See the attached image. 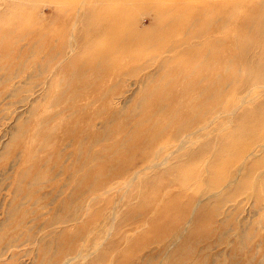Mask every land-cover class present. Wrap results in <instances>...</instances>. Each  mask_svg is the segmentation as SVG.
I'll use <instances>...</instances> for the list:
<instances>
[{"label":"rangeland","instance_id":"obj_1","mask_svg":"<svg viewBox=\"0 0 264 264\" xmlns=\"http://www.w3.org/2000/svg\"><path fill=\"white\" fill-rule=\"evenodd\" d=\"M208 1L127 0L120 34L146 40L132 59L89 62L92 50L108 41L85 55L72 52L82 45L87 0H0V264H91L100 256L99 264H264V205L249 196L259 190L247 186L227 204L218 196L228 192L231 179L255 178L242 171L227 178L241 161L214 171L203 165L214 158L210 149L208 156L149 181L161 174L152 168L158 155L144 153L171 108L190 109L179 123L169 120L158 137L163 157L190 126L210 116L209 109L222 108L219 85L231 99L253 84L237 54L252 38L251 24L250 34L235 43L216 40L226 38L220 24L228 32L231 13L238 19L242 9L257 10L259 0L241 9L236 0H218L222 8H209ZM122 8L118 4L116 11ZM259 18L264 21L263 11ZM204 39L210 48L201 44ZM179 43L185 53L209 50L193 60L206 90L191 105L192 73L177 76L174 67L187 61L166 58ZM219 51L225 55L220 72ZM151 88L150 101L162 105L136 102ZM144 111L153 117L146 120ZM217 125L207 129V139L216 143L222 136L214 132ZM207 170L213 182L204 178ZM197 173L205 175L199 179Z\"/></svg>","mask_w":264,"mask_h":264},{"label":"bare ground","instance_id":"obj_2","mask_svg":"<svg viewBox=\"0 0 264 264\" xmlns=\"http://www.w3.org/2000/svg\"><path fill=\"white\" fill-rule=\"evenodd\" d=\"M131 1L135 2L136 0H131ZM236 1H237L236 8L241 9L243 8L244 5H246L247 2H253L254 0H236ZM207 3H209L208 4L209 8L212 5H217V4L218 6H220V8H222L221 3L219 4L218 0H209ZM112 4H115V6H112ZM118 4L121 5V8L124 7L122 8L124 12L116 11ZM127 4H128L127 0H87L86 2L87 7L84 8V14L82 13L83 14L82 23H84L82 24L84 27V31L80 35V40L82 41V45L78 50L77 48L75 49L73 47L72 52L81 53L84 51V53L82 54L85 55V52L92 50L96 46V44L102 43L99 41L107 40L108 45L106 48L104 47L101 48L100 46L97 49L95 47L92 50L91 54L88 56L89 62L91 61V59L104 60V61L109 60L113 62H116L122 59L123 57L124 58L128 57L132 59L135 52L134 50L139 46L140 42L143 39L146 40L145 37L146 35H143L142 39L137 40V39H133L134 36H128L127 38L124 36V34H120L122 28L125 25V20H126L125 11L127 10V8L125 9V5ZM233 10L235 9L233 8ZM261 11L264 12V0L258 1L257 10H250L248 11V13H245L243 9L239 11L243 13L238 16V19H236L234 13H231L227 19V23L230 25V28H228V32L225 31L227 29L226 26H222L220 24V26L223 28L222 33H225L227 35L226 38L224 36H219L217 37L216 40V42L219 44H222L223 41L235 43L242 33L250 34L247 31H249L248 28L250 27L251 24L253 28V33L250 35L252 36V38L244 41L248 43L246 50L242 54L241 53H237V54H239L238 64L241 66L243 74L251 75L250 77L252 78L253 84L244 87L241 90V92L238 93L237 97L235 96L232 97L231 99H229L230 96L227 93L225 97L222 96L221 90L223 89V87L219 85L218 87L219 90L217 92L218 95H220V97H217V102L219 101V103L222 105V108L218 109L217 111H212L209 109L207 113H209L210 116L207 117L204 116L203 119L201 118V120L196 124L195 127L190 126L191 130L183 135V138H181L182 140L180 142L178 141L179 143L176 144L175 149L174 150L172 149L173 151H169L167 153L168 155L163 157L160 148L157 147L158 137L160 136L161 132L168 126L169 120L177 117L178 120L176 122L180 121L181 116L185 115L190 109L187 106L183 108H178L176 109L177 112H175L172 111L174 108H171V110L169 111L170 114L168 113L166 120L163 119L166 125H163L162 129L158 130V132L155 135L151 136L149 141V146L146 148V151L144 150L145 151L144 154H146V156H152L154 154L158 155V160H156L157 163L152 168H154V170H157L156 172L161 173L159 175L156 174L154 177L149 178V181L151 180L154 181L160 175L162 176L163 174L173 173L175 171L174 170L175 167H177L178 169L183 167L185 162H187L188 160H189L188 162H190L196 158L199 159V157L208 156L209 154L207 155V153L210 152V149H212V153L214 152V158L211 160V156L209 155L203 163V165L205 164L204 167H207L208 165H209L208 167H210L212 164L211 168H213L215 171V168L216 169L219 167L223 168L221 167L223 165H225L224 167L226 168L229 166H234L236 161L239 160L241 161V163L238 166L235 165L236 166L235 169L233 171L231 170L232 172L230 174H228L227 171H225L227 173V178L228 175L230 178L231 176L236 175L240 171L244 172L246 178L247 177L250 178L251 175H253L252 177L254 178V174L256 173L253 181L249 179V183H247L246 181L244 182L242 178H241L242 181L240 180L241 183H239V181L236 180L237 178L231 179L230 181L227 178H225L229 181V183L226 182L228 183V187H227L228 192L224 194L223 192L222 194H220L219 192L218 196L223 195L224 196L223 201L226 200V204H227V200H231L232 198L235 200L236 198L235 196L238 195V193H240L242 189L244 188L246 189L247 186L251 187L252 184H254L256 186L254 188L258 189L259 192L255 191L256 193L254 195L253 193L252 195L251 194L250 195L247 194V195H249L250 198L251 196L255 198L254 205L260 202H263L262 205H264V190H263L264 189V21L262 22L261 19L259 18ZM220 31H221L220 29H217V32ZM112 41H114L113 45L111 43ZM180 44L181 43L177 44L176 48L170 51L171 54L169 56L167 55L166 58L172 57L179 60L185 59L187 61V63H185V66L183 68L182 65H180V67L179 66H174V67L178 68L177 76L182 74L184 77L185 71L186 74L189 72L192 73L191 76L188 75V78L191 79L192 77L191 81L189 82L190 88L192 89V91H189L191 96L186 100L188 101L187 105H191L194 102L197 103V99L195 98L206 90L205 84L202 81L203 77H201L200 74H197L198 66L196 65V63L193 62V60L197 56H201L202 54L208 53L209 50L207 48L211 47L212 42L210 40L208 41L207 39H204L203 43L201 44L207 48L200 49L199 47L198 48L196 47L195 50H192L187 53H185V51L182 49ZM255 53H257L258 56ZM241 56L243 57V59ZM224 57L225 55L223 52L222 53L220 51L217 52L215 64L217 66L218 72H220L219 69L223 65ZM189 60L190 63H188ZM217 74H218L217 75L218 78L220 77V75H222L220 73ZM184 79L186 81V78ZM151 92H153V88L149 90V93L144 94L141 97V99L137 100L136 102L144 105L151 103H154V105L156 106L162 105L163 104L162 100L150 101L151 99H149V96L151 95ZM181 102L183 101L181 100ZM144 115H147L146 120H150L153 117V113L147 114L145 111H144ZM221 116L227 117V119H225L226 122L225 125H224L225 122L216 121L219 120ZM232 122L236 123V127H232V130H229L230 128L229 124ZM214 123H218V125L214 129V132L216 131L219 135L222 133V136L220 138L218 137V141L215 140L217 141V143L212 142L213 141L212 139L211 141L207 139V137L209 136V134L207 133V129L210 124H214ZM182 128L180 132L182 131ZM168 137H170V133H168ZM170 138L172 139V137ZM203 141H207V142L202 143ZM172 157H177L178 161L177 160L176 162L171 161ZM200 169L202 170L201 167ZM208 172L209 170H207V173ZM201 173L203 172L201 171ZM207 173L206 176H204L205 179L206 177L211 176L212 174V172L211 174L208 173L209 175ZM215 173L218 172L216 171ZM196 175L197 178L200 179L205 174L201 175L197 173ZM214 175L217 176L216 174ZM218 176L221 177L222 175H218ZM212 177L211 178L208 177V179L210 178V180L212 181ZM213 180L215 183L221 182L217 179L215 180L214 178ZM224 181L225 180H223V182ZM102 186L108 189L112 188V186L108 184L107 185L102 184L100 187ZM100 187H98L96 190H98ZM214 196H216V194ZM94 200H95V196H93V198H91L90 201H88L89 204L93 203ZM240 200L241 199H239V201ZM251 200H253V198ZM89 204L86 203V206ZM231 204H233V201L231 202ZM253 211L255 212L256 210L253 209ZM102 260H104L103 256L96 257V259L95 258L93 259L91 264H99V262H101Z\"/></svg>","mask_w":264,"mask_h":264}]
</instances>
